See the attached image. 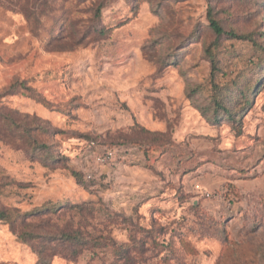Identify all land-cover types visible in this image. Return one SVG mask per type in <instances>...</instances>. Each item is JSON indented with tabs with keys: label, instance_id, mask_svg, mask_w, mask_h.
Here are the masks:
<instances>
[{
	"label": "rangeland",
	"instance_id": "rangeland-1",
	"mask_svg": "<svg viewBox=\"0 0 264 264\" xmlns=\"http://www.w3.org/2000/svg\"><path fill=\"white\" fill-rule=\"evenodd\" d=\"M4 210L0 264H264V0H0Z\"/></svg>",
	"mask_w": 264,
	"mask_h": 264
},
{
	"label": "trees",
	"instance_id": "trees-1",
	"mask_svg": "<svg viewBox=\"0 0 264 264\" xmlns=\"http://www.w3.org/2000/svg\"><path fill=\"white\" fill-rule=\"evenodd\" d=\"M208 18H209V26L212 29V31L217 35V36H221L223 34L232 37V38H238L237 35H235L233 32H229V33H225L223 31V29L221 28V26L219 25V23L214 20L213 15L211 14V11H208ZM32 98L41 104H46V101H44L43 99H40L39 96L34 95L32 96ZM106 150V149H105ZM12 216V212L11 211H0V221H4V220H9L11 219ZM21 238V236H20Z\"/></svg>",
	"mask_w": 264,
	"mask_h": 264
},
{
	"label": "built area",
	"instance_id": "built-area-1",
	"mask_svg": "<svg viewBox=\"0 0 264 264\" xmlns=\"http://www.w3.org/2000/svg\"><path fill=\"white\" fill-rule=\"evenodd\" d=\"M114 152L113 150H105L102 153L95 154L92 158L93 164L95 166H104L111 162L113 159ZM87 178L90 179L91 175H87Z\"/></svg>",
	"mask_w": 264,
	"mask_h": 264
}]
</instances>
